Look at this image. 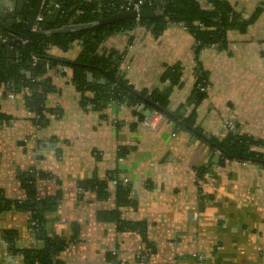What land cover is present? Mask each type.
I'll list each match as a JSON object with an SVG mask.
<instances>
[{"label": "crops", "instance_id": "obj_1", "mask_svg": "<svg viewBox=\"0 0 264 264\" xmlns=\"http://www.w3.org/2000/svg\"><path fill=\"white\" fill-rule=\"evenodd\" d=\"M196 1L211 8L206 0ZM226 1L245 18L257 7L264 10V0ZM26 7V0L19 10L17 0H0L1 22H17ZM226 38V48L204 47L196 55L193 37L182 26L166 25L152 34L137 25L108 36L100 51L124 52L120 69L128 83L136 91L168 90L172 111L192 94L199 63L209 83L200 102L186 108H194V126L207 136L223 137L226 125L232 124L240 135L264 141V11L245 32L230 30ZM79 51V42L67 50L48 48L51 56L68 60ZM0 55L6 64L15 62L16 51L8 58L2 49ZM167 67L177 68L178 83L161 79ZM43 77L53 87L45 107L56 112H45L47 121L40 127L24 105L27 90L14 92L0 85V194L6 200H25L23 181L28 180L38 198L59 194L53 210L45 214L46 234L66 243L57 260L264 264V168L234 160L219 164L208 144L162 115L149 116L145 110L141 120V106L107 102L83 108L70 70L62 72L60 65L47 67ZM94 179L107 183L106 198L80 190V183ZM118 185L127 187L129 201L119 207L114 201ZM116 209L122 220L142 224L144 238L117 228L109 215ZM4 232L13 233L15 249L41 246L28 211L3 210L0 264H23ZM147 246L149 256L137 258L136 252Z\"/></svg>", "mask_w": 264, "mask_h": 264}, {"label": "trees", "instance_id": "obj_2", "mask_svg": "<svg viewBox=\"0 0 264 264\" xmlns=\"http://www.w3.org/2000/svg\"><path fill=\"white\" fill-rule=\"evenodd\" d=\"M26 1L25 13L18 16L17 22L7 26L0 20V33L9 35L8 37L13 34L28 40L26 45L13 46L16 49L14 63L6 64L0 55V85H4L14 92L21 89L27 90V94L24 95V105L32 114V121L38 127L47 121L45 112H56V110H47L45 107L46 94L53 90L50 80L43 77L46 68L51 65H64L71 72V80L75 88L81 93L80 104L83 108L87 105L92 108H99L107 102L126 104L129 107L141 106V120L144 118L143 111L157 112L167 120L172 121L176 128L189 131L196 138L208 144L213 153L214 150H218L220 152V155L217 156L219 164L229 160L250 161V163L264 168V141L240 135L236 131H227L223 137L207 136L194 126V108L190 111H187L186 108L191 105L194 107L200 102L206 94L205 91L209 83L207 74L199 63L195 67L196 83L192 94L186 104L180 105L172 111L168 109L167 104L168 90L136 91L128 83L120 69V63L125 57L124 52L112 50L106 54L100 51V45L104 40L117 32L143 25L152 34H157L163 27L170 24H181L192 35L196 55L204 47L214 46L217 49H223L227 46V32L230 30L245 32L247 27L264 11L261 7H257L250 16L245 18L226 0H206L211 5L209 9L202 8L196 0H165L162 15L153 19L139 18L138 21L126 19L70 33L42 34L32 31L28 27V20L34 12L37 0ZM126 1L58 0L59 8L50 26L63 23L62 20L58 19L59 15L65 17L68 22H74L75 19L87 22L107 17L118 12L116 5ZM48 3L49 0H44L42 10H47ZM112 5H114V9L111 7ZM141 7L144 10H153L155 0H143ZM38 15L42 17V20L39 22L37 30L44 24L45 18L41 12ZM74 42H79L80 51L73 60L56 58L48 53L49 46L67 50ZM1 44L8 46L11 43ZM1 52L2 49L0 48V54ZM32 56L38 58L35 64L32 62ZM46 64L48 65L46 66ZM161 79L174 84L178 83L177 68L167 67ZM199 86L205 87V90H200ZM86 92H91L92 96H87ZM2 119L4 116L0 114V120ZM40 175L43 176V174ZM109 177L114 179V173H111ZM30 181H23L28 191L25 200H6L0 194V212L11 208L28 211L30 213V225L41 246L18 250L13 248V233L4 232L5 237L10 243V248L22 256L23 264H62L56 259V255L65 248V241L58 237L50 238L45 231V214L53 210L59 194L38 198ZM79 187L96 193L99 198L108 196V186L104 181L89 180L80 183ZM114 191V201L117 207L129 203L127 187L118 185ZM109 215L110 219H114L119 230L137 231L144 238V227L141 223L122 220L120 211L117 209L110 211ZM108 257L116 262L113 254H109Z\"/></svg>", "mask_w": 264, "mask_h": 264}, {"label": "water", "instance_id": "obj_3", "mask_svg": "<svg viewBox=\"0 0 264 264\" xmlns=\"http://www.w3.org/2000/svg\"><path fill=\"white\" fill-rule=\"evenodd\" d=\"M17 2H18L17 10H19L22 6L23 0H17ZM43 4H44V0H37L34 12L28 20V27L32 31H35L37 33L47 34V33H57V32L70 33L79 30L90 29L101 25L123 21L126 19H135L136 16L145 19H153L162 15L165 6V0H155V8L153 10L142 9L138 13H136L135 11H118L107 17H103L94 21H87V22H81L79 19H75L74 22H68L66 21L65 17L59 15L58 19L62 20L63 23H56L51 26L50 24L57 13L58 0H49L47 10H42ZM40 12L43 15H45V18H44V24L40 27L39 30H37L34 24V20L35 17ZM10 21L11 23H13V20ZM0 48L5 49L8 58L13 57L16 51L15 48H7V46H5L4 44H1Z\"/></svg>", "mask_w": 264, "mask_h": 264}, {"label": "built area", "instance_id": "obj_4", "mask_svg": "<svg viewBox=\"0 0 264 264\" xmlns=\"http://www.w3.org/2000/svg\"><path fill=\"white\" fill-rule=\"evenodd\" d=\"M142 4H143V0H127L124 3H120V4L116 5V9H117V11H135L136 13H138L140 10H142V7H141ZM57 7L59 8L58 5H57ZM111 7L114 9V5H112ZM139 18L140 17L136 16L135 20L138 21ZM41 20H42V17L40 15H37L35 17L34 24H35L37 29L39 28V22H41ZM177 25H180L183 28H185L181 24H177ZM8 36L0 33V43L9 42V43H11L9 45L11 48L14 45H26L28 43V40L23 38V37L15 36L13 34H10V37H8ZM124 59H125V57L123 58L122 62L120 63V66L122 64L124 65ZM37 61H38V58L36 56H32L33 64H35ZM47 65L48 64H46V66ZM66 69H67L66 66L60 65V70L62 72H65ZM199 88H200V90H203V91L205 90V87L199 86ZM149 114H150L149 116H151V115H155V114H158V113L155 112V111H150ZM149 116H148V119H147L146 122L149 121ZM226 129H227V131H233V132L235 131V128H234V126L232 124H227L226 125ZM214 154H216V156H219L220 152L218 150H214ZM238 162L241 163V165H250V164H252V163H250V161H238ZM111 182H112V184H116L117 183V179L114 178V179H112ZM80 190H81V188H80ZM150 252H151V248L150 247L142 248V249H140V250H138L136 252V257L137 258L147 257V256H149Z\"/></svg>", "mask_w": 264, "mask_h": 264}]
</instances>
